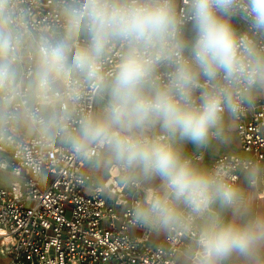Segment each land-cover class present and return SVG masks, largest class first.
I'll return each mask as SVG.
<instances>
[{
  "label": "clouds",
  "instance_id": "obj_1",
  "mask_svg": "<svg viewBox=\"0 0 264 264\" xmlns=\"http://www.w3.org/2000/svg\"><path fill=\"white\" fill-rule=\"evenodd\" d=\"M59 16L31 39L25 80L24 13L0 0V143L26 124L102 151L159 181L134 218L190 234L196 264H264V211L229 167L184 150L224 138L264 94V0H60ZM86 95L98 110L77 118ZM246 181H264V165L248 162Z\"/></svg>",
  "mask_w": 264,
  "mask_h": 264
},
{
  "label": "built area",
  "instance_id": "obj_2",
  "mask_svg": "<svg viewBox=\"0 0 264 264\" xmlns=\"http://www.w3.org/2000/svg\"><path fill=\"white\" fill-rule=\"evenodd\" d=\"M17 4L25 17L21 69L26 80L28 45L33 37L59 28L60 0ZM95 110L96 101L86 95L75 111L78 118L82 111ZM234 120L241 149L249 156L224 153L211 167L226 165L239 183L248 162L264 165V97L257 96ZM101 153L92 149L88 156L78 155L60 137L48 140L26 124L0 143V172L14 178L0 190V253L6 264H179L191 235L168 230L163 244H151L147 225L134 218L151 186L138 179L120 181L127 171L120 165L117 176L97 182L85 164ZM204 156L199 151L192 158L202 161ZM191 260L196 264L194 253Z\"/></svg>",
  "mask_w": 264,
  "mask_h": 264
},
{
  "label": "crops",
  "instance_id": "obj_3",
  "mask_svg": "<svg viewBox=\"0 0 264 264\" xmlns=\"http://www.w3.org/2000/svg\"><path fill=\"white\" fill-rule=\"evenodd\" d=\"M264 97L263 94L258 95ZM232 122L234 123L233 128H230L232 130H229L226 128L224 138L220 140H214L211 143H209L207 146H204L202 148H197L192 145H186L185 146V152L190 154L192 157L194 154H196L199 151H204V159L202 161H195L197 164L205 167H211L214 160L224 153H231V154H238L242 156H249L247 153H245L239 144L237 132H236V122L234 119H232ZM230 137V140L225 144L223 143V139H227L228 136ZM218 143V145H216ZM217 148V150H216ZM118 164L111 160L107 155H105L103 152L100 156L95 157L93 159H90L85 164V170L86 172L93 175V177L97 180L99 183H103L104 181L108 180L111 177V174L113 176L118 175V171L116 169V166ZM127 179H138L143 182L146 186H155L158 185L159 181H153L150 183L146 182L142 177H140L138 174L126 171L121 174L119 177L120 181H124ZM239 184L245 189L246 193L248 194L250 201L252 203V206L257 211H264V197H260L259 194L264 190V184L263 181L258 182L256 185H249L246 181V172L242 174L241 180ZM148 227V240L153 245H160L164 243V238L168 230H164L155 226L147 225ZM136 234L140 235V231L136 230ZM192 240L187 241V246L184 248V250L181 252V254L178 257L179 264H193L191 258L193 255L192 252ZM3 261L7 262V258L2 256Z\"/></svg>",
  "mask_w": 264,
  "mask_h": 264
},
{
  "label": "rangeland",
  "instance_id": "obj_4",
  "mask_svg": "<svg viewBox=\"0 0 264 264\" xmlns=\"http://www.w3.org/2000/svg\"><path fill=\"white\" fill-rule=\"evenodd\" d=\"M240 26H242V25H240ZM264 95V94H263ZM98 107H99V105L97 104V102H96V110H98ZM233 126H234V123L232 122V120H230L229 122H228V124H227V129H229V130H232V129H230V128H233ZM230 135L228 136V138L227 139H223V143L225 144V142L227 143L229 140H230ZM216 145H218V143H216ZM216 150H217V148H216ZM13 177L12 176H10L9 174H6V173H3V172H0V190L1 189H4V188H7L8 186H9V184L13 181ZM5 258V257H4ZM7 262H4L3 261V258H2V255H1V253H0V264H6Z\"/></svg>",
  "mask_w": 264,
  "mask_h": 264
}]
</instances>
